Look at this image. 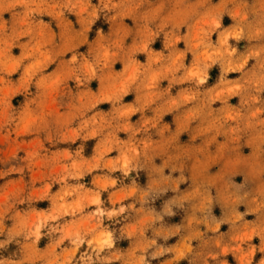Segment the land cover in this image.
<instances>
[{
    "label": "clouds",
    "instance_id": "9594fccd",
    "mask_svg": "<svg viewBox=\"0 0 264 264\" xmlns=\"http://www.w3.org/2000/svg\"><path fill=\"white\" fill-rule=\"evenodd\" d=\"M0 264H264V0H0Z\"/></svg>",
    "mask_w": 264,
    "mask_h": 264
}]
</instances>
